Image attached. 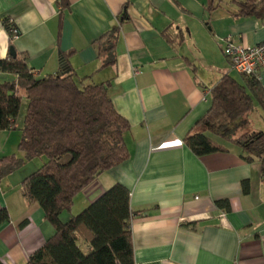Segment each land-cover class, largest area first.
Wrapping results in <instances>:
<instances>
[{"label": "crops", "instance_id": "1", "mask_svg": "<svg viewBox=\"0 0 264 264\" xmlns=\"http://www.w3.org/2000/svg\"><path fill=\"white\" fill-rule=\"evenodd\" d=\"M237 13L232 0H0V60L24 58L39 77L67 64L78 78L106 82L128 120L129 159L100 175L75 204L85 208L115 183L125 185L136 213V264H264L262 163L247 160L235 143L198 155L186 141L203 126L223 76L242 81L226 40L264 42V18ZM114 30L116 62L102 67L97 41ZM258 73L264 93V69ZM14 78L0 70V82ZM252 95L251 127V114L264 113ZM22 127L0 130V159L24 158ZM24 176L17 169L0 179V207L9 213L0 224L3 264H26L55 233L41 205L24 195Z\"/></svg>", "mask_w": 264, "mask_h": 264}, {"label": "trees", "instance_id": "2", "mask_svg": "<svg viewBox=\"0 0 264 264\" xmlns=\"http://www.w3.org/2000/svg\"><path fill=\"white\" fill-rule=\"evenodd\" d=\"M232 1L238 6L236 16L264 18V0ZM116 40V30L98 39L102 67L115 64ZM0 70L15 76L0 82V130L15 127L22 95L28 99L19 144L24 158H1L0 179L26 161L47 158L24 179L22 190L29 201L41 205L55 233L26 264H136L131 232L136 213L125 185L115 183L79 214L62 219L82 191L130 157V124L114 106L109 84L78 78L67 64L58 74L39 77L24 58L1 59ZM240 76L242 81L225 74L213 88L203 126L186 141L198 155L227 150V143H235L247 160H260L264 172V131L253 130L249 117L252 93L263 106L264 93L257 75ZM7 220L8 210L0 207V224ZM81 241L89 248L83 249Z\"/></svg>", "mask_w": 264, "mask_h": 264}, {"label": "built area", "instance_id": "3", "mask_svg": "<svg viewBox=\"0 0 264 264\" xmlns=\"http://www.w3.org/2000/svg\"><path fill=\"white\" fill-rule=\"evenodd\" d=\"M9 31L12 35L19 34V30L12 24ZM225 51L232 62L233 69L245 75H257L264 69V42L254 46L238 45L228 38L225 43Z\"/></svg>", "mask_w": 264, "mask_h": 264}, {"label": "rangeland", "instance_id": "4", "mask_svg": "<svg viewBox=\"0 0 264 264\" xmlns=\"http://www.w3.org/2000/svg\"><path fill=\"white\" fill-rule=\"evenodd\" d=\"M236 72V73H235ZM235 75L237 74L239 76V73L235 71ZM27 106H28V99L27 95L24 93L22 95V107H21V112L18 116L17 119V126H23L24 125V117H25V112L27 111ZM251 122L253 123L252 129L254 128L264 131V113L262 111H254V113L251 114ZM256 125V126H254ZM47 158L45 156L43 157H38L30 161H26L24 165H22L19 170L20 172H23L25 175L23 180H21V186L22 182L26 177L34 173L35 171L39 170V168L42 167V165L46 162ZM75 206V207H74ZM72 208V211H65L64 213V221H67V216L70 212H72L73 215L79 214L81 211H83L84 208H81L82 205H80L79 202H77Z\"/></svg>", "mask_w": 264, "mask_h": 264}, {"label": "water", "instance_id": "5", "mask_svg": "<svg viewBox=\"0 0 264 264\" xmlns=\"http://www.w3.org/2000/svg\"><path fill=\"white\" fill-rule=\"evenodd\" d=\"M11 54H12L13 56H15V54H16V52H15V50H14L13 48H11Z\"/></svg>", "mask_w": 264, "mask_h": 264}]
</instances>
